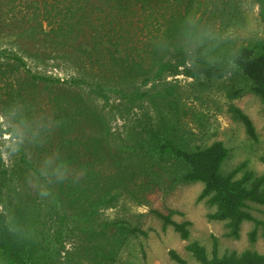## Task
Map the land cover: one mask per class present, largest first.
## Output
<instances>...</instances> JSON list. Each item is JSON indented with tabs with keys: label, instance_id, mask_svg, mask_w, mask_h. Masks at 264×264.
Listing matches in <instances>:
<instances>
[{
	"label": "rangeland",
	"instance_id": "374dc122",
	"mask_svg": "<svg viewBox=\"0 0 264 264\" xmlns=\"http://www.w3.org/2000/svg\"><path fill=\"white\" fill-rule=\"evenodd\" d=\"M201 1L195 17H188L198 22L200 38L220 37L235 48L264 42V22L254 0ZM153 19V35L161 40L171 17ZM142 43L131 50L135 62L127 63L135 67L124 68L134 79L124 83L118 76L95 78L87 61L86 67L61 58L29 57L0 43L4 52L0 53V211L31 245L40 264H96L101 258L106 264H177L169 258V250L196 264L184 250L188 241L199 242L208 254L214 242L219 254L248 248L264 253L262 238L253 244L247 239L253 222H242L234 239L225 236V221L207 218L214 207L206 197L198 200L203 183L146 192L134 171L137 156L127 152L145 127L162 122L190 147L221 141L227 148L222 173L243 162L245 169L261 175L264 104L251 93L229 98L227 91L239 85V76L226 73L205 79L173 74L172 64H164L171 56L160 64L139 63L135 53L141 52ZM173 43L181 49L187 45L183 39ZM99 81L106 85L97 87ZM233 108L250 118L254 139L246 135ZM67 116L74 126L67 123ZM56 122L69 125L68 138L73 142L68 145L73 144L78 155L60 142L63 128ZM57 169L64 173L63 179ZM152 210L172 212V220L189 222L188 239L182 240L171 227L163 228ZM248 211L264 223V205L249 204ZM114 221L145 234L112 236L102 230Z\"/></svg>",
	"mask_w": 264,
	"mask_h": 264
},
{
	"label": "trees",
	"instance_id": "16d2710c",
	"mask_svg": "<svg viewBox=\"0 0 264 264\" xmlns=\"http://www.w3.org/2000/svg\"><path fill=\"white\" fill-rule=\"evenodd\" d=\"M254 1L264 22V0ZM201 6V0H18L17 4L16 0H0V43L9 44L29 57L61 58L76 66L87 61L95 70V78L107 80V77L118 76L124 83L127 78L134 79L132 72L124 68L135 67L127 63L135 62L131 50L142 40L141 52L135 53L140 55L139 63L142 60L160 64L164 57L171 56L164 64H172L173 74L182 72L185 76L205 79H219L226 73L239 76V85L227 91L229 98L251 93L264 104V42L235 48L230 41L220 37L200 38L198 22L188 17H195ZM153 17H171L162 29L161 40L153 35ZM182 39L187 42L184 48L173 45V41ZM0 53L4 54L1 50ZM12 59L20 62L15 55ZM99 84L106 85L99 81L97 87L101 86ZM232 113L243 124L246 135L254 139L250 118L237 108H233ZM65 120L74 126L68 116ZM63 122H56L63 128L60 142L69 146L72 155H78L74 145H68L72 141L68 138L69 125H62ZM127 152L137 156L134 171L146 192L155 189L169 192L179 184L201 182L203 189L198 200L206 197V202L214 207V211L207 214L209 220L225 221V236L238 238L241 223L250 221L253 226L247 232L249 243L253 244L257 237L264 240V223L248 211L249 204L264 205V172L255 176L242 162L228 173H222L220 165L227 155V148L221 141L202 148L190 147L175 130L156 122L145 127L143 135L127 148ZM261 159L264 160V156ZM19 210L22 217L21 207ZM151 212L163 228L171 227L182 240L188 239L189 222L172 220V212ZM102 230L112 236L145 234L138 227L121 221L105 223ZM184 250L196 264H264V253L252 248L219 254L214 242L208 254L199 242L188 241ZM168 256L177 264H189L174 250H169ZM109 259L112 260L106 257ZM0 262L40 264L31 245L11 227L2 211ZM96 264H106L105 259L101 258Z\"/></svg>",
	"mask_w": 264,
	"mask_h": 264
},
{
	"label": "clouds",
	"instance_id": "9594fccd",
	"mask_svg": "<svg viewBox=\"0 0 264 264\" xmlns=\"http://www.w3.org/2000/svg\"><path fill=\"white\" fill-rule=\"evenodd\" d=\"M57 175L60 179H63L64 178V173L60 170V169H57ZM41 195H47L46 192H42Z\"/></svg>",
	"mask_w": 264,
	"mask_h": 264
}]
</instances>
